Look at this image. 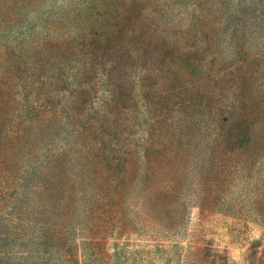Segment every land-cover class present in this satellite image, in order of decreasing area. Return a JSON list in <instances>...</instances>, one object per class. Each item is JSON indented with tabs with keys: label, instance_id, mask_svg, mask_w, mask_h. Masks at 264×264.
<instances>
[{
	"label": "trees",
	"instance_id": "16d2710c",
	"mask_svg": "<svg viewBox=\"0 0 264 264\" xmlns=\"http://www.w3.org/2000/svg\"><path fill=\"white\" fill-rule=\"evenodd\" d=\"M122 2L120 15L90 24L76 48L60 44L48 68L43 128L58 142L40 164L32 202L61 214L50 246L75 259L67 231L82 202L92 216L91 250L104 261L113 258L111 236L177 231L191 194L203 210L256 213L264 227V177L254 183L264 162V106L250 94L264 76V57L243 46L221 71L214 72L215 59L191 66L190 50L170 27L213 30V0H201L189 22L150 12L146 0ZM190 67L207 71L196 84L187 81ZM193 252L186 264H228L209 248Z\"/></svg>",
	"mask_w": 264,
	"mask_h": 264
},
{
	"label": "rangeland",
	"instance_id": "374dc122",
	"mask_svg": "<svg viewBox=\"0 0 264 264\" xmlns=\"http://www.w3.org/2000/svg\"><path fill=\"white\" fill-rule=\"evenodd\" d=\"M200 1L146 0L150 12L174 22H189ZM213 5L215 21L219 19L213 30L170 27L190 50L189 65H207L215 59L214 72L221 71L223 61L237 56L243 46L252 58L264 57V0H213ZM122 7V0H0V264H186L184 260L194 259V248L202 252L209 248L212 254L227 257L228 264H262L264 227L257 214L247 219L226 210H203L192 194L177 231L157 226L121 239L111 236L110 261L99 260L91 250L93 235L86 228L92 216L83 202L67 231L75 259L67 250L58 252L50 246L61 214L53 206L32 202L40 164L58 142L47 138L43 128L48 68L56 65L53 59L61 52L60 44L76 48L83 34L92 32L90 24L103 16H119ZM206 72L190 67L188 83L196 84ZM260 82L250 94L257 106H264V76ZM58 98L65 105L68 95ZM11 140L18 144L11 147ZM256 172L254 183L259 184L264 162ZM260 188L255 186L257 192ZM39 228L44 240L37 237Z\"/></svg>",
	"mask_w": 264,
	"mask_h": 264
}]
</instances>
